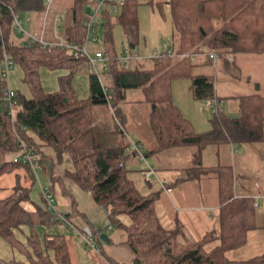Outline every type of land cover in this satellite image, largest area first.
I'll list each match as a JSON object with an SVG mask.
<instances>
[{
	"label": "trees",
	"instance_id": "1",
	"mask_svg": "<svg viewBox=\"0 0 264 264\" xmlns=\"http://www.w3.org/2000/svg\"><path fill=\"white\" fill-rule=\"evenodd\" d=\"M72 1V24L65 31L66 44L81 46L91 34L90 12L99 1ZM166 4L174 29V56L162 51L160 58L134 61L129 64L131 68L120 61L114 28L122 27L129 48H138L139 0H126L124 6H117V15L108 11L98 15V26L102 23L104 30L103 51L110 57V70L103 76L110 77L106 85L114 95L112 114L95 74H91V95L87 100H80L73 89L74 75L87 64L84 58H74L66 47L44 46L22 32L23 36L17 34L20 30L15 16L44 17L47 0H0V60L4 62L6 52L22 68L23 83L30 93L28 96L20 89L14 90V124L8 110L0 108V176L23 164L6 163L7 153L24 146L39 156L41 149L49 148L59 156L69 155L72 162L73 169L60 181L71 180L92 195L105 209L109 226L126 232L127 245L139 264H264V256L246 262L227 258V252L245 246L248 233L257 228L255 201L235 196L232 166L206 167L201 159L202 151L210 146L234 142L264 146V96L239 97L238 118L217 111L211 120L212 129L198 133L175 105L172 89L175 80L188 79L197 101L220 104L223 98L217 95L214 76L197 74L199 66L192 56L205 55V65L214 64L219 57L235 62L240 54L263 55L264 0H167ZM182 55L186 57L181 58ZM42 68L68 71L61 79L59 91L45 92ZM1 73L0 99L6 88ZM138 89L144 95L141 103L150 106V125L158 150L196 147L199 152L190 178L218 175L220 245L212 251L205 247L217 238L215 232L196 242L180 224L174 230H166L156 214L160 192L144 196L131 178L132 171L127 167L130 144L119 105L127 101L129 91ZM28 200V191L17 186L13 195L0 201V235L25 256V261L0 259V264H72L66 238L57 232L65 222L58 220L48 207L39 208L35 214L26 211L23 202ZM23 228L29 229L26 244L16 235Z\"/></svg>",
	"mask_w": 264,
	"mask_h": 264
},
{
	"label": "crops",
	"instance_id": "2",
	"mask_svg": "<svg viewBox=\"0 0 264 264\" xmlns=\"http://www.w3.org/2000/svg\"><path fill=\"white\" fill-rule=\"evenodd\" d=\"M54 3L55 0L51 6L52 8L50 7L51 10L49 9V12L46 13L44 17L38 18L36 14L27 17V23L31 29L29 33L36 37H40L44 34L45 40L54 45L66 44L65 31L67 27L64 30L65 36L62 37L61 34V23L67 21L66 15L64 16L62 12V8L66 6H63V3H60V7H58L56 5L57 3ZM70 25H68V27ZM172 37L173 31L170 40L168 42H162L159 46H156V48L153 49L152 54L147 53L148 55H141L139 50L140 43L136 49L139 51L140 56L147 60L146 58H151L156 50H163L164 44L173 51L174 45ZM128 47L130 46L128 45ZM98 51H103V49ZM193 59L198 66H202L205 62V55H195ZM3 69L4 62L0 60V72H2ZM68 74L69 73L66 70L52 71L47 68H42L41 82L45 92L52 94L59 91L61 88V79ZM91 74L92 72L88 65L85 64L73 77L72 87L80 100H87L91 95ZM102 81L104 84H107L110 81V77L107 75L102 76ZM174 82H176V80ZM10 84L12 87L11 77ZM172 89L175 105L180 109L183 116L193 124L196 130L195 124L192 121V116L194 114H199V111L196 109L197 103L203 102L197 101L194 98L191 86L188 91L189 95H185L186 101L192 107V111L190 110L189 115V113L184 111L181 105L176 103L177 92L175 90V83H173ZM217 95L222 98L218 92ZM180 98H182V96ZM208 103L209 106L206 109H215L216 112L217 109H219L226 112L224 109V100L220 101V104H216V102ZM239 107L240 106L231 108L230 112L232 115L229 113V116L232 118H238V112H240ZM122 114L125 120L124 129L126 131L125 126L128 122V117L127 114H124L123 112ZM206 122L207 124L204 125V128L211 126V119ZM197 132L199 133L201 131ZM131 135L132 136L129 138L142 147L149 163L157 172V176L153 178L151 182H147L143 178L144 165L140 162L139 158L130 147L128 150L129 159L127 167L132 171L131 178L137 184L142 195L148 196L153 192H160L159 200L156 204V214L161 225L166 230H174L176 226L180 224L185 228L188 236L196 242L203 240L208 234L215 232L217 238L207 244L205 248L207 251H212L217 248L220 245L218 237L220 231L219 213L221 208L218 175L211 173L208 175H201L198 178H190L192 173L190 170L194 168L195 161H193V164L191 165L193 167L187 168H183L177 163V161L181 159L177 156L180 151L187 149L190 151L189 148L197 149L192 154L194 155V159L199 152L198 148L186 147L158 150V140L154 132L153 136L148 138L135 131H132ZM215 147L216 146H210L204 149L201 153L202 157L204 152L208 151V149H217V153H215V162L206 165L203 156L202 164L206 167H214L218 165L232 166L236 177L235 196L237 198L253 199L255 201V210L257 213V228L248 233L247 244L239 249L227 252L226 256L230 261L234 262H246L263 257L264 186L261 183L253 184L251 181L247 180L248 176L239 171L235 160L233 165L221 162L220 157L216 154L222 153V151L226 150L228 146ZM41 152L42 154L39 156L35 155V164L31 165L23 162V164L13 172L0 176V201L9 198L15 193L16 187L20 186L29 193V200L23 202L24 209L35 214L39 208L45 209L48 207L46 197L51 196L55 201L59 212L66 218V223L60 225L57 228V232L63 234L66 238L72 264H136L137 258L131 248L127 245L126 232L109 226L105 209L94 201L89 192L82 190L73 181H60V178L63 177L67 171L73 169L69 155L64 154L59 156L49 148H43L41 149ZM234 152L236 153V150ZM21 158V150L9 152L5 155V162L13 164L16 159ZM208 161L210 162L209 159ZM163 182L166 188H170L171 191L164 189L162 186ZM91 225L101 227L105 230V233L103 234L107 235V242L102 238H96L97 244L100 247L99 250L91 248L82 236L84 228ZM28 234V228H23L22 231L16 233L18 239L23 244L27 243ZM4 243L8 242L0 235V259L5 261L13 259L25 261V256L21 251L14 250L11 246H8V248ZM7 245L10 244L8 243Z\"/></svg>",
	"mask_w": 264,
	"mask_h": 264
},
{
	"label": "rangeland",
	"instance_id": "3",
	"mask_svg": "<svg viewBox=\"0 0 264 264\" xmlns=\"http://www.w3.org/2000/svg\"><path fill=\"white\" fill-rule=\"evenodd\" d=\"M99 1V0H97ZM167 0H139L140 6L138 9L139 15V29H140V52L141 55L152 54V51L156 46H159L162 42H168L171 38L173 27L171 22L170 8L166 4ZM57 3V4H56ZM60 3H63L62 12L66 15L67 21L61 23L62 37H64V30L72 21V0H55V3L60 7ZM52 8V7H51ZM50 8V10H51ZM92 12H90L91 15ZM120 8H118L113 14H119ZM58 14V13H57ZM62 14V15H63ZM102 12H100V15ZM27 15H21L22 28L28 32L30 31L29 24L27 23ZM99 21V20H98ZM23 36L21 31L17 33ZM103 36L104 30L102 23L97 27L95 33H91L88 40L89 49L94 53L103 49ZM114 38L119 54L124 52L128 48V40H126L124 30L120 26L114 28ZM96 39V40H95ZM148 53V54H147ZM150 65V63H148ZM132 65H129L131 68ZM197 74H210L215 78L216 91L223 98L225 102L224 112L227 116L231 114V108L240 106L238 101L239 97L248 95L260 94L264 96V54H240L236 56L235 62H229L227 58H217L214 64H205L196 68ZM24 72L22 68L15 65L14 70L11 71L12 87L14 89L22 90L26 95L30 96L27 86L23 83ZM175 90L176 103L189 113L192 111V107L186 101L185 95H189L188 91L192 86V82L188 79L176 80ZM261 88V89H260ZM191 92V91H190ZM128 101L119 105L121 112L127 114L128 122L126 124V134L131 137V132L135 131L145 136L146 138L153 136L152 129L150 127V106L147 103H141L144 95L142 90H131L127 93ZM182 96V98H180ZM209 106L208 102L197 103L198 115L192 116V121L195 124L196 130L203 133L212 129V125L208 128H204L207 124L206 121L212 120L216 110L206 109ZM214 108V107H213ZM110 109V108H109ZM234 110V109H233ZM185 112V113H186ZM230 113V114H229ZM232 115V114H231ZM240 112H238V117ZM210 127V128H209ZM226 150L222 153L216 154L220 157L222 163H230L233 165L237 162L239 171L245 173L248 176L249 181L253 184L261 183L264 186V146L263 145H247L240 142H234L227 145ZM218 148V147H215ZM190 151L182 150L178 153V157L181 158L177 161L181 167H193L192 155L197 149L189 148ZM216 150V151H214ZM236 150V153L234 152ZM215 153L217 149H208L205 151L204 163L215 162ZM214 154V156H213ZM202 156V157H203ZM209 156V158H208ZM201 157V159H202ZM210 160V162L208 161ZM6 246L8 243H4ZM9 248V247H8Z\"/></svg>",
	"mask_w": 264,
	"mask_h": 264
},
{
	"label": "built area",
	"instance_id": "4",
	"mask_svg": "<svg viewBox=\"0 0 264 264\" xmlns=\"http://www.w3.org/2000/svg\"><path fill=\"white\" fill-rule=\"evenodd\" d=\"M53 2L54 0H47V7H48L47 13L49 12V9L52 6ZM125 2L126 0H99V4L97 8L94 9L91 13V21L88 24L89 33L96 32V26H98L97 18L100 12L102 11L115 12L117 6L122 7L124 6ZM14 20H15L17 29L20 30L26 37L31 38L32 40H35L37 42H40L44 46L54 45L45 40L44 34H42L40 37H36L26 32L22 28V21L19 16L16 15ZM89 36H88L86 44L81 45V46L68 45V44H58L57 46L66 47L69 50L70 54L76 59L84 58L86 60L90 71L99 78L102 84V89L106 96L109 108L112 114H115L114 107L112 106L114 95L109 90L108 86L104 84L102 81L103 74L108 73L110 70V57L104 51H96L93 53L89 49V46H88ZM162 51L168 52L170 56H174V54L172 53V50H170L168 46L164 44L163 50H156L151 58L149 59L146 58V59L150 60V59L160 58ZM180 57L184 58L186 56L182 55ZM193 58L194 56H192V59ZM210 58H215V57L211 55ZM137 60L139 61L145 60V58L140 56L139 51L137 49H131L128 47L126 48V50H124V52L120 54V61L125 66H128L130 63L137 61ZM15 65L16 64L14 60L5 52L4 69L2 70L1 74H2L3 80L6 82V88L4 90L2 98L0 99V108L5 107L8 110L12 124H14L15 122L14 119H15V108H16V93L14 89L11 87L10 77H11V71L14 70ZM217 111H220V110L217 109ZM129 143H130V148L132 149V151L139 158L140 162H142L144 165L143 178L147 182H151V180L157 176V172L149 163L145 153L142 150V147L138 143L133 141L131 138H129ZM21 151H22V158L16 159L15 163L20 162V161H23L24 163L31 164V165L36 163L35 155L33 152L27 150L26 148H24V146L22 147ZM162 186L167 191H171L170 188H166L164 182ZM46 200H47V206H48L49 212L53 213L58 220H61L66 223V219L64 215L59 212L57 205L55 201L53 200V198L51 196H48L46 197ZM103 231L104 230L101 227H98L96 225H91V226L84 228L82 236L85 242L91 248L99 250L100 247L97 244L96 238L98 235L103 233Z\"/></svg>",
	"mask_w": 264,
	"mask_h": 264
},
{
	"label": "water",
	"instance_id": "5",
	"mask_svg": "<svg viewBox=\"0 0 264 264\" xmlns=\"http://www.w3.org/2000/svg\"><path fill=\"white\" fill-rule=\"evenodd\" d=\"M101 238H102L104 241L107 242V235H106V234H102V235H101ZM136 264H139V260H138V259H137V261H136Z\"/></svg>",
	"mask_w": 264,
	"mask_h": 264
}]
</instances>
